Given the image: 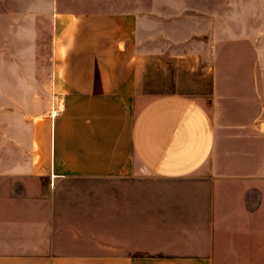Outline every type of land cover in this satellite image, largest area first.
<instances>
[{"label": "crops", "instance_id": "1", "mask_svg": "<svg viewBox=\"0 0 264 264\" xmlns=\"http://www.w3.org/2000/svg\"><path fill=\"white\" fill-rule=\"evenodd\" d=\"M142 54L132 17H60L61 106L0 158V264H264V171L220 161L216 100L141 94Z\"/></svg>", "mask_w": 264, "mask_h": 264}, {"label": "rangeland", "instance_id": "2", "mask_svg": "<svg viewBox=\"0 0 264 264\" xmlns=\"http://www.w3.org/2000/svg\"><path fill=\"white\" fill-rule=\"evenodd\" d=\"M95 13L137 21L141 94L188 93L210 113L216 100L220 161L264 171V0H0V158L6 142L36 152L40 118L61 106L60 17Z\"/></svg>", "mask_w": 264, "mask_h": 264}]
</instances>
